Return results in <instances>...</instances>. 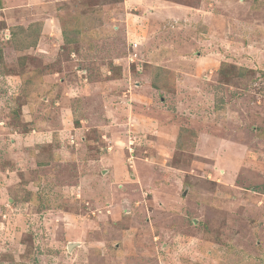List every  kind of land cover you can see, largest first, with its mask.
Wrapping results in <instances>:
<instances>
[{
    "label": "rangeland",
    "instance_id": "obj_1",
    "mask_svg": "<svg viewBox=\"0 0 264 264\" xmlns=\"http://www.w3.org/2000/svg\"><path fill=\"white\" fill-rule=\"evenodd\" d=\"M0 264H264V0H0Z\"/></svg>",
    "mask_w": 264,
    "mask_h": 264
},
{
    "label": "trees",
    "instance_id": "obj_2",
    "mask_svg": "<svg viewBox=\"0 0 264 264\" xmlns=\"http://www.w3.org/2000/svg\"><path fill=\"white\" fill-rule=\"evenodd\" d=\"M36 27H37V28H36ZM35 28H36L37 33H39L40 30H41V27L38 26V25H36ZM21 29H22V28H21ZM12 30H13V36H17V33H16L15 28H13ZM23 31L25 32V30H23ZM25 33L27 34V37L30 36V35L28 34V31H26ZM37 33H36L35 38L33 39V42H32L31 44H28V43L26 42V43H25V46H30V45H34V44H36V41H38ZM27 37H26V38H27ZM64 38H65L66 42H69L70 39H71V38L69 37V35L67 34L66 31H64Z\"/></svg>",
    "mask_w": 264,
    "mask_h": 264
}]
</instances>
